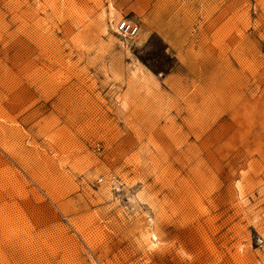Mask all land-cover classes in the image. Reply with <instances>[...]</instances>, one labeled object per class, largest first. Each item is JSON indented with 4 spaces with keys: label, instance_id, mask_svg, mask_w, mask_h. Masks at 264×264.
Segmentation results:
<instances>
[{
    "label": "rangeland",
    "instance_id": "374dc122",
    "mask_svg": "<svg viewBox=\"0 0 264 264\" xmlns=\"http://www.w3.org/2000/svg\"><path fill=\"white\" fill-rule=\"evenodd\" d=\"M0 264H264V0H0Z\"/></svg>",
    "mask_w": 264,
    "mask_h": 264
},
{
    "label": "built area",
    "instance_id": "2783aa9c",
    "mask_svg": "<svg viewBox=\"0 0 264 264\" xmlns=\"http://www.w3.org/2000/svg\"><path fill=\"white\" fill-rule=\"evenodd\" d=\"M115 33L123 38H133L137 35L139 27L127 19H120L115 24Z\"/></svg>",
    "mask_w": 264,
    "mask_h": 264
},
{
    "label": "bare ground",
    "instance_id": "6f19581e",
    "mask_svg": "<svg viewBox=\"0 0 264 264\" xmlns=\"http://www.w3.org/2000/svg\"><path fill=\"white\" fill-rule=\"evenodd\" d=\"M148 233H149V231L147 230V231H146L147 236H148ZM149 234H151V233H149ZM149 237H150V236H149ZM151 237H154V235H151Z\"/></svg>",
    "mask_w": 264,
    "mask_h": 264
}]
</instances>
